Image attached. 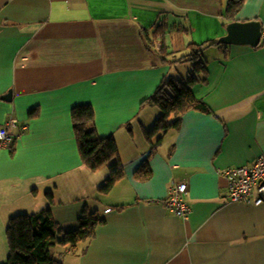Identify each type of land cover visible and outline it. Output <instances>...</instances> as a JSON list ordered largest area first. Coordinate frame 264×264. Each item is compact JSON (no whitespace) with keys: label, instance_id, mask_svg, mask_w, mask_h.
Returning a JSON list of instances; mask_svg holds the SVG:
<instances>
[{"label":"crops","instance_id":"obj_1","mask_svg":"<svg viewBox=\"0 0 264 264\" xmlns=\"http://www.w3.org/2000/svg\"><path fill=\"white\" fill-rule=\"evenodd\" d=\"M234 1V20L262 22L261 43L206 47L192 92L211 112L153 132L151 98L192 73L179 60L191 46L227 33L230 0H0V127L16 121L0 149L1 221L50 206L72 231L99 212L91 239L50 248L63 264H264V202L231 201L224 174L264 153V0ZM80 105L119 147L124 176L108 193L109 165L80 154ZM172 181L188 184L187 219L165 205Z\"/></svg>","mask_w":264,"mask_h":264},{"label":"trees","instance_id":"obj_2","mask_svg":"<svg viewBox=\"0 0 264 264\" xmlns=\"http://www.w3.org/2000/svg\"><path fill=\"white\" fill-rule=\"evenodd\" d=\"M242 6V1L230 0L226 8V16L234 20ZM216 41L207 45H193L190 52L179 60L191 62L193 71L186 80L176 78L166 79L157 89L151 101L162 109V115L153 130L166 129L177 126L181 114L189 109L211 112L209 106L198 99L192 92V86L205 74L203 53L206 47L217 45ZM32 113L31 115H35ZM176 119L169 122L171 115ZM72 120L80 154L86 167L96 170L109 165L110 174L100 191L108 193L124 176L123 164L119 158V147L114 137H101L96 129L95 111L91 105H80L73 109ZM0 140V149L2 148ZM145 168V167H144ZM150 171V170H148ZM144 172L143 169L140 170ZM50 204L53 202V193H47ZM99 212L84 214L78 222V227L72 231H64L55 220L51 207L36 213H19L8 220L6 239L9 248L8 260L4 264H63L50 251L55 245H70L73 250L79 243L91 239L95 235L97 226L102 223Z\"/></svg>","mask_w":264,"mask_h":264},{"label":"built area","instance_id":"obj_3","mask_svg":"<svg viewBox=\"0 0 264 264\" xmlns=\"http://www.w3.org/2000/svg\"><path fill=\"white\" fill-rule=\"evenodd\" d=\"M15 126L16 121L0 127V140L2 146L12 142L9 127ZM229 182V195L231 201H253L260 204L264 202V153H260L250 164L229 167L224 172ZM187 182L172 181L165 205L182 219H187L192 211L186 203L184 194L187 191Z\"/></svg>","mask_w":264,"mask_h":264},{"label":"water","instance_id":"obj_4","mask_svg":"<svg viewBox=\"0 0 264 264\" xmlns=\"http://www.w3.org/2000/svg\"><path fill=\"white\" fill-rule=\"evenodd\" d=\"M226 29L227 33L218 39V43L250 45L252 47L261 43L263 25L258 19L233 20L227 24ZM10 95L11 91L5 98L8 99Z\"/></svg>","mask_w":264,"mask_h":264},{"label":"rangeland","instance_id":"obj_5","mask_svg":"<svg viewBox=\"0 0 264 264\" xmlns=\"http://www.w3.org/2000/svg\"><path fill=\"white\" fill-rule=\"evenodd\" d=\"M8 221L0 219V264H4L8 260L9 248L6 239V228Z\"/></svg>","mask_w":264,"mask_h":264}]
</instances>
